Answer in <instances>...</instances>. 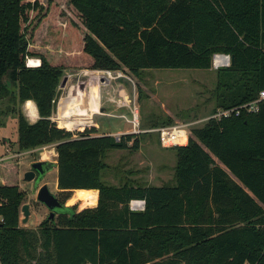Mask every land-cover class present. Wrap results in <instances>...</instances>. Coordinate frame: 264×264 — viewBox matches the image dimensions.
Here are the masks:
<instances>
[{
	"label": "trees",
	"instance_id": "1",
	"mask_svg": "<svg viewBox=\"0 0 264 264\" xmlns=\"http://www.w3.org/2000/svg\"><path fill=\"white\" fill-rule=\"evenodd\" d=\"M41 8L38 0H0V84L5 78L19 101H34L35 122L18 115V147L55 144L57 198L73 203L55 220L23 227L24 193L0 183V264H264V99L257 112L193 128L186 145L173 147L174 183L162 185L102 180L106 153L137 149L136 134L116 140L94 125L69 131L50 118L68 64L139 74L209 69L215 53L229 54L233 62L216 71L215 109L254 99L264 89V0H54L42 13L53 47L46 54L28 50L25 32ZM32 54L40 65L27 67ZM85 189L98 197L86 199ZM132 199L144 208L132 210Z\"/></svg>",
	"mask_w": 264,
	"mask_h": 264
},
{
	"label": "rangeland",
	"instance_id": "2",
	"mask_svg": "<svg viewBox=\"0 0 264 264\" xmlns=\"http://www.w3.org/2000/svg\"><path fill=\"white\" fill-rule=\"evenodd\" d=\"M51 1L54 0H38L39 5L42 7L40 19L38 20L37 17H34L28 28H25L28 37L27 48L30 52L41 54L53 52L52 43L46 38L49 31L47 20L44 18L46 8ZM64 13L86 31L83 19L75 10L67 6L66 8L64 7ZM28 58H37L40 65V58L37 54H32L25 57V65L27 67L39 66L27 65ZM79 69H82V67L76 64L65 65L62 77L66 76V80L63 87H61V93L57 100V111L51 116L53 120H59V123L61 122L63 126L70 128L71 131H77L76 127H81L80 125L90 126L89 123L83 124V122L85 118H90L91 112L97 108L98 97L101 104V100L105 98V95L107 96V93L118 97L119 91H123L126 94L130 101L129 105H136L140 127H152L156 124L191 123L187 127L190 135L191 130L201 127L205 122L203 119L216 108L214 91L217 68H213L212 66L209 69L145 68L139 74H134L126 68L115 69L110 71L120 72L121 75L107 80L104 78L105 84H98L96 79L90 84L88 77L82 75L78 71ZM105 70L108 69H89V71L96 73H101ZM61 79L60 81H62ZM81 81L86 82L84 85L86 87L84 90L80 89V92H77L74 88H82L83 83ZM2 82L6 83V85L0 84V183L3 181L16 182L19 190L24 193L23 204H29L30 213L27 221L22 223L21 219L23 216L21 211H19V225L32 229L36 228L48 215L47 208L36 200V191L39 186L45 183L50 192L57 197V170L54 165L38 182L37 177L31 181L24 180V173L26 170H29L32 161L47 160L55 163L56 151L53 146L48 147L46 152H41L42 150L37 149L32 153L18 147V115L22 113L25 116L22 109L25 101H19L17 87L14 84H8L5 78H3ZM56 89L57 93L59 84ZM74 93L82 96L78 109L82 110L84 108L87 111L90 110V112L86 111L87 116H82V113L85 112L81 111V113L76 112L79 115H71L72 107L75 104L70 105V107L65 105V101L68 99L75 100ZM26 106L29 115L34 114L33 104L27 102ZM101 114L96 113L92 115L93 123L96 122L98 126L97 132L131 129V123L128 121L131 118V111L128 106H121V108L117 109V114L120 117L123 114V117L120 119L100 116ZM73 116L74 118H72ZM68 119H74V122L72 123ZM73 125L77 126L74 128ZM118 134L121 135L123 133H117L113 136ZM136 136L139 139V147L137 149H112L110 150L111 154L104 158L106 163L111 164V168L108 171L114 175V182L117 184L128 182L133 185L153 182V184L157 185L156 183H160V181L156 180L155 177H161V181L164 184H173L174 170L172 171V165H175L176 162L175 149L173 147H161L157 140V135L153 131H141ZM51 144L54 143L44 145ZM17 153L19 155H15ZM7 158L11 160H7ZM107 172L105 170L102 171V180L111 184L105 177V173ZM93 194L94 192L86 191L85 198L92 200ZM72 203H66L65 206L68 207ZM56 216L57 214L55 218Z\"/></svg>",
	"mask_w": 264,
	"mask_h": 264
},
{
	"label": "built area",
	"instance_id": "3",
	"mask_svg": "<svg viewBox=\"0 0 264 264\" xmlns=\"http://www.w3.org/2000/svg\"><path fill=\"white\" fill-rule=\"evenodd\" d=\"M230 62H231V60H230L229 54L215 53L212 57V67L213 68L228 66L230 64ZM27 65H29V63H27ZM35 65H39V60H38V63ZM35 65H33V66H35ZM29 66H32V65H29ZM78 71L82 75H85L88 77V81L90 84H92L93 80L97 79L99 75H102V76L106 75V76H108L107 79L118 77L121 75L120 72H116V71L111 72L110 70H105L101 73H96L93 71H89V69L82 68V69H79ZM82 83H83V85H82L83 88H81V89L84 90L86 87V86H84L86 82L83 81ZM102 84H105V81ZM99 86H97V87H99ZM107 97L111 102L115 103L117 106L118 105H121V106L126 105L130 108L131 118L128 121H130V123H131V127H132L131 133L137 134L141 131H153L156 133L157 140H158L160 146L163 148H172L175 146H183V145H186V143L188 142L189 132L187 130V127L190 126L191 123L165 124V125H160V126L155 127V128L148 129V130H143L139 126V121L137 118L138 110H137L136 105H134V104L132 106L129 105L130 101L128 100L126 94L123 91H119L118 97L115 95L109 94V93H107ZM263 99H264V89L260 90L258 92V95L254 99H252L248 102H245L243 104L232 106V107L217 108L212 113H210L207 117H205L203 120H205V121L208 119L220 120L222 118H227L230 116H238L242 110H245L246 112H257L258 108H259V104ZM88 111L90 112V110H88ZM96 113H103L99 97H98L97 108L91 112L90 118L89 117L85 118V121L83 122V124L89 123L90 125H93L94 123L92 121V115L93 114L95 115ZM86 120H87V122H86ZM66 130H68V129H66ZM69 131H71V130H69ZM119 137H120L119 134L116 135L115 136L116 140H119ZM50 146L51 145L39 146V147L27 150V152L32 153V152H35L37 149L42 150L41 152H43V151L46 152V149ZM15 155H19V153L15 154ZM41 155H43V154H41ZM45 155H46V153H45ZM46 158H48V157H46ZM0 203H1V200H0ZM129 207L132 210H142L144 208V201L139 200V199H132L129 202ZM0 220H2L1 217H0Z\"/></svg>",
	"mask_w": 264,
	"mask_h": 264
},
{
	"label": "water",
	"instance_id": "4",
	"mask_svg": "<svg viewBox=\"0 0 264 264\" xmlns=\"http://www.w3.org/2000/svg\"><path fill=\"white\" fill-rule=\"evenodd\" d=\"M231 63L233 62V56H230ZM62 81L59 83V89L56 93L55 98L52 100V114L57 111V100L61 93V87L64 85V81L66 80V76H63ZM56 166V162L52 163L47 160H37L30 163V169L26 170L24 173V180L31 181L35 178V172H37V182L42 179V177L46 174L47 171L52 169L53 166ZM36 200L42 203L47 210L49 211L47 217L51 220H54L56 214H65L69 211V207L62 204L58 198L50 192L47 184H42L38 187L36 191ZM20 211L22 213L21 222L25 223L29 217V204H22Z\"/></svg>",
	"mask_w": 264,
	"mask_h": 264
},
{
	"label": "crops",
	"instance_id": "5",
	"mask_svg": "<svg viewBox=\"0 0 264 264\" xmlns=\"http://www.w3.org/2000/svg\"><path fill=\"white\" fill-rule=\"evenodd\" d=\"M76 96H78V98H79V101H77V100H74V101H72V100H67V101H65L66 103H65V105L66 106H69L70 107V105H73V104H75V106H73L72 107V110L73 109H78L77 107H79V105H80V103H81V99H82V96H79V95H75V97ZM90 100V99H89ZM27 102H30V103H32L33 104V106H34V114L32 113V114H30L29 115V113L27 112V106H26V104H27ZM68 104V105H67ZM70 104V105H69ZM90 104V103H89ZM101 107H102V110H103V113L100 115V116H106V117H110V118H122L123 117V114H121V117H120V115H118L117 114V109L118 108H121V105H116L115 103H113V102H111L109 99H108V97L105 95V98L103 99V100H101ZM122 106H126V105H122ZM66 108V107H65ZM22 109H23V111H24V114H25V117H26V119H27V121L29 122V123H33V122H35L36 120H37V118L39 117V115H38V112H37V108H36V105H35V103H34V101H32V100H26L24 103H23V106H22ZM52 116H53V114H52ZM51 119H53L52 117H50ZM173 118V117H172ZM139 121V120H138ZM128 122V121H127ZM129 123V122H128ZM95 127H96V129L98 130V126H97V123L95 122L94 124H93ZM161 125H165V124H161ZM158 126H160L159 124H156V125H153L152 127H150V126H144V127H140L141 129H143V130H148V129H151V128H155V127H158ZM131 130H132V127H131V129H125V130H118V131H103V132H99L98 131V134H109V135H115V134H117V133H129V132H131ZM51 146H53V147H55V144H51ZM201 146H203L202 144H201ZM203 148L204 149H206V147H204L203 146ZM111 154V151L109 150L107 153H106V156L105 157H108L109 155ZM217 161V160H216ZM105 162V161H104ZM218 162V161H217ZM106 163V162H105ZM108 163V162H107ZM106 163V165L108 166V168H107V166L103 169V170H105L106 172L108 171V170H110V168H111V164L110 163H108L107 164ZM219 163V162H218ZM174 166L175 165H172V171H173V169H174ZM102 170V171H103ZM108 173V174H107ZM107 173H105V177L107 178V180L109 181V182H111V185H119V184H117V183H115L114 182V175L113 174H111L109 171L107 172ZM155 179L157 180L158 179V181H160V183H156L157 185H162V184H164V182L163 181H161V177H155ZM174 181V180H173ZM145 185H155V184H153V182H147V183H144ZM86 191H91V192H94V194L92 195V200H95L96 199V197H98V190L97 189H94V190H89V189H85ZM85 191V192H86Z\"/></svg>",
	"mask_w": 264,
	"mask_h": 264
},
{
	"label": "bare ground",
	"instance_id": "6",
	"mask_svg": "<svg viewBox=\"0 0 264 264\" xmlns=\"http://www.w3.org/2000/svg\"><path fill=\"white\" fill-rule=\"evenodd\" d=\"M221 59V58H220ZM28 63H29V65H35V64H37L38 63V59L37 58H28ZM101 76V77H100ZM104 78L105 79H107L108 78V76H106V75H99L98 76V78L96 79V82H98V84H100V83H103L104 82ZM102 81V82H101ZM81 86V85H80ZM80 86H78V87H80ZM83 88V87H82ZM80 89L81 88H74V90H76L77 92H80ZM70 91H71V89H70ZM76 91H74V92H76ZM75 95H76V93H74ZM75 98V100H77V101H79V98H78V96H76V97H74ZM27 105V104H26ZM70 105V104H69ZM74 105V104H73ZM72 106V105H71ZM80 107V106H79ZM79 107H77V108H79ZM85 112V113H82V116H87V114H86V110L84 109V108H82V110L81 109H74V110H72L71 111V115H74V114H76V112ZM80 112V113H81ZM76 115H79V114H76ZM72 118H74V116L72 117ZM69 121H72V123L74 122V119H68ZM72 123H68V124H72ZM74 126V125H73Z\"/></svg>",
	"mask_w": 264,
	"mask_h": 264
},
{
	"label": "flooded vegetation",
	"instance_id": "7",
	"mask_svg": "<svg viewBox=\"0 0 264 264\" xmlns=\"http://www.w3.org/2000/svg\"><path fill=\"white\" fill-rule=\"evenodd\" d=\"M33 162V161H32ZM30 169V168H29ZM37 177V172H35V178ZM48 213H49V211H48ZM58 215V214H57Z\"/></svg>",
	"mask_w": 264,
	"mask_h": 264
}]
</instances>
